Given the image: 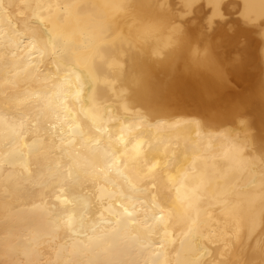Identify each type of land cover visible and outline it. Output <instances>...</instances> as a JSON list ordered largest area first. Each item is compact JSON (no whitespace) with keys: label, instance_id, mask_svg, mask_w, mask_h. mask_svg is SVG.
<instances>
[{"label":"bare ground","instance_id":"1","mask_svg":"<svg viewBox=\"0 0 264 264\" xmlns=\"http://www.w3.org/2000/svg\"><path fill=\"white\" fill-rule=\"evenodd\" d=\"M185 2L0 0V264H264V0Z\"/></svg>","mask_w":264,"mask_h":264},{"label":"snow or ice","instance_id":"2","mask_svg":"<svg viewBox=\"0 0 264 264\" xmlns=\"http://www.w3.org/2000/svg\"><path fill=\"white\" fill-rule=\"evenodd\" d=\"M181 8V10L187 9L189 7H193L191 0H186V2L183 5L179 6ZM225 8L227 7V5L224 6ZM237 14L241 13V9L244 7L243 5H237ZM195 15V10H193V16ZM251 17L250 16H245V22H247L248 20H250ZM187 21H180L178 18H173L169 21L170 25L174 26L178 23H186ZM259 28L264 29V18L261 19L260 23H259ZM206 30V29H205ZM207 57H201V50H197L196 53V62L197 63H202L204 60H206ZM137 87L142 91L143 93V97L147 100L150 99L152 96V89L146 84L144 77H140L137 80ZM262 161H264V156H262ZM264 174V173H262ZM21 264H23V262H21Z\"/></svg>","mask_w":264,"mask_h":264}]
</instances>
